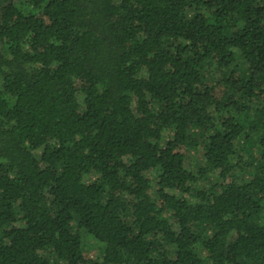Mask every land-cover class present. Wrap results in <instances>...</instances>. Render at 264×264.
I'll use <instances>...</instances> for the list:
<instances>
[{"label":"trees","instance_id":"1","mask_svg":"<svg viewBox=\"0 0 264 264\" xmlns=\"http://www.w3.org/2000/svg\"><path fill=\"white\" fill-rule=\"evenodd\" d=\"M0 264H264V0H0Z\"/></svg>","mask_w":264,"mask_h":264},{"label":"rangeland","instance_id":"2","mask_svg":"<svg viewBox=\"0 0 264 264\" xmlns=\"http://www.w3.org/2000/svg\"><path fill=\"white\" fill-rule=\"evenodd\" d=\"M240 65L243 66V62L240 61ZM171 132H166L161 139V144H165V142L171 137ZM199 140V139H198ZM203 155V146L199 141L197 147H191L189 151V155L186 159V164L190 169H195L198 164L202 161ZM247 158V157H246ZM86 180H91V177H86ZM216 178H212L211 181H208V185L216 182ZM100 243L96 241L94 238L88 236L84 242V253L88 255L96 254V251L100 248ZM201 245H199V248Z\"/></svg>","mask_w":264,"mask_h":264}]
</instances>
